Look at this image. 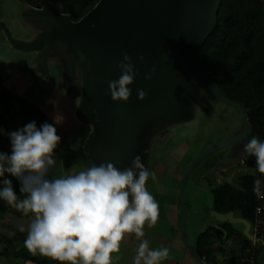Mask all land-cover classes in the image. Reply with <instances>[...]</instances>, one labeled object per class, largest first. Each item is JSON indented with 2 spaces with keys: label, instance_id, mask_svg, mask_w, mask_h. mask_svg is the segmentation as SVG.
Wrapping results in <instances>:
<instances>
[{
  "label": "water",
  "instance_id": "1",
  "mask_svg": "<svg viewBox=\"0 0 264 264\" xmlns=\"http://www.w3.org/2000/svg\"><path fill=\"white\" fill-rule=\"evenodd\" d=\"M221 1L99 0L74 21L62 3L0 0V83L63 131L48 178L107 162L123 170L140 155L155 173L146 187L159 203V220L145 225L142 239L177 252L173 264H213L197 240L214 228L227 241V224L264 246L240 210L215 205L220 185L241 189L242 176L261 175L244 166V146L255 136L250 116L264 108L232 100L204 65L201 49L217 29ZM122 52L139 72L127 103L106 95L121 75ZM137 89L147 93L143 101ZM140 242L126 235L115 264H133Z\"/></svg>",
  "mask_w": 264,
  "mask_h": 264
},
{
  "label": "clouds",
  "instance_id": "2",
  "mask_svg": "<svg viewBox=\"0 0 264 264\" xmlns=\"http://www.w3.org/2000/svg\"><path fill=\"white\" fill-rule=\"evenodd\" d=\"M117 66L121 75L109 81L106 95L114 102L127 103L129 85L139 72L127 52H122ZM154 71L145 79L151 80ZM146 96L143 89H137L138 100ZM9 137L11 155L0 153V177L8 172L18 178L25 198L19 199L9 179L3 180L0 198L24 216L32 215L27 228L17 226L20 232H27L23 244L29 253L58 264H115L119 256L114 254L120 252L121 242L134 234L141 242L133 264H161L169 258V248L153 249L142 239L145 225L153 227L159 220V203L146 187L150 176L156 180L155 173L146 169L140 155L123 170L107 162L49 179L61 141L56 127L44 123L37 129L33 121ZM244 148L255 157L257 171L264 175V142L253 136ZM261 184V180H254V192L260 191Z\"/></svg>",
  "mask_w": 264,
  "mask_h": 264
},
{
  "label": "trees",
  "instance_id": "3",
  "mask_svg": "<svg viewBox=\"0 0 264 264\" xmlns=\"http://www.w3.org/2000/svg\"><path fill=\"white\" fill-rule=\"evenodd\" d=\"M32 6L40 7V0H22ZM62 3L65 12L72 15L74 21L90 12L99 0H51ZM204 65L213 74L218 86L232 99L244 104L248 108H256L264 104V0H222L218 14L217 29L209 36L201 49ZM19 96L5 91L0 96V101L7 105L14 104ZM26 110L24 112V128L34 120L48 121V116L30 101L23 100ZM3 115L0 117V129L4 127ZM255 137L264 142V108L249 118ZM1 133V132H0ZM11 155V154H10ZM8 165H5L7 167ZM244 166L256 167L255 157L248 154ZM4 179L12 181L10 173L5 172L0 177V189L5 187ZM262 181L260 191L264 193V175H246L240 178L241 189H234L227 184H222L214 191L216 210L226 213L232 210H240L242 216L254 224L256 208L259 202L254 192V180ZM19 199H24L25 194H17ZM264 214V201L262 202ZM17 211L0 198V214L6 211ZM228 231V240L237 237L241 240V255L235 256L238 263L246 264L250 256L255 258L253 244L240 231L231 225H224ZM13 230V228H10ZM22 240L25 237L20 234ZM257 236L262 237L260 230ZM223 234L210 228L197 240V246L201 257L210 263L219 264L216 259V241L223 240ZM12 244L13 241L8 239ZM0 256L21 257L24 261L34 264H51L47 259L30 256L25 249L17 254H11L9 248L0 250Z\"/></svg>",
  "mask_w": 264,
  "mask_h": 264
},
{
  "label": "rangeland",
  "instance_id": "4",
  "mask_svg": "<svg viewBox=\"0 0 264 264\" xmlns=\"http://www.w3.org/2000/svg\"><path fill=\"white\" fill-rule=\"evenodd\" d=\"M12 92L19 97L14 101L13 105H10V103H7V105H4L0 101V117L3 115L4 120V127L3 131L0 133V153H4L7 155L11 154V141L9 137V133L15 132L19 129H22L24 124V112L26 110V107L24 106V101L29 99L25 98L19 93H16L14 91L9 90L4 84L0 83V96L5 91ZM31 102V101H30ZM34 105H36L41 111H43L48 116V121H41V120H34L37 129H40L41 126L44 123L52 124L57 129V134L59 136H62V129L59 128L54 122V119L44 111V109L39 106L38 104L31 102ZM33 122V121H32ZM55 164L49 169V174L54 175V171L57 168V165H59L60 159L59 155H54ZM12 176V175H11ZM12 187L14 191H16L17 194L20 193V181L18 178L12 176ZM264 214H262L261 221L259 223V229L260 233L264 235ZM32 215L29 214L28 216H24L21 211H6L3 214H0V250H3L4 248H9L11 254H17L20 252L21 249H25V251L32 257H38L40 259H47L51 262V264H58L57 261H53L50 258L43 257L40 255H33L27 251V249L24 247L22 237L20 234H22L25 238L27 235V232H20L18 230V225H24L25 228H27L28 224L30 223L32 219ZM13 228L11 230L10 228ZM8 239H11L13 243L11 244ZM223 239V238H222ZM215 247L217 248L216 251V259L218 260L219 264H223L224 262L228 263L230 262L235 256L241 255V240L237 237H232L227 241L221 240L216 241ZM255 248V262L256 264H264V246L260 243L254 246ZM217 255H220V258H218ZM178 256L177 252H173L170 254L171 258H176ZM0 264H34L30 261H24L21 257L14 258V256L8 257V256H0Z\"/></svg>",
  "mask_w": 264,
  "mask_h": 264
},
{
  "label": "built area",
  "instance_id": "5",
  "mask_svg": "<svg viewBox=\"0 0 264 264\" xmlns=\"http://www.w3.org/2000/svg\"><path fill=\"white\" fill-rule=\"evenodd\" d=\"M257 201L259 202V204L257 205L256 208V217H255V222H254V230H255V237H256V233L257 231H259V223L261 221V212L263 210V205L262 202L264 201V193L263 192H259L257 195ZM253 244H257L255 241H253ZM246 264H256L255 262V258L254 256H250L249 258L246 259Z\"/></svg>",
  "mask_w": 264,
  "mask_h": 264
},
{
  "label": "flooded vegetation",
  "instance_id": "6",
  "mask_svg": "<svg viewBox=\"0 0 264 264\" xmlns=\"http://www.w3.org/2000/svg\"><path fill=\"white\" fill-rule=\"evenodd\" d=\"M259 230H260V229H259ZM256 237H258V236H257V233H256ZM237 260H238V259H236V258L234 259V258H233L230 262H228V263L224 262L223 264H243V263H238Z\"/></svg>",
  "mask_w": 264,
  "mask_h": 264
},
{
  "label": "crops",
  "instance_id": "7",
  "mask_svg": "<svg viewBox=\"0 0 264 264\" xmlns=\"http://www.w3.org/2000/svg\"><path fill=\"white\" fill-rule=\"evenodd\" d=\"M263 217H264V215H263ZM261 218H262V216H261ZM262 238H264V235L262 236ZM173 263H174V258H171L170 261L168 262V264H173Z\"/></svg>",
  "mask_w": 264,
  "mask_h": 264
}]
</instances>
